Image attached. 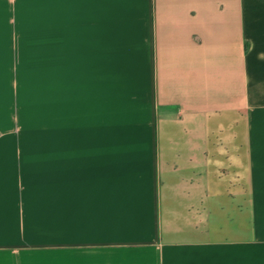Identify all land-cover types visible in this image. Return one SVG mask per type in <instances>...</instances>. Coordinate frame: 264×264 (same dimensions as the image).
Returning <instances> with one entry per match:
<instances>
[{
	"label": "crops",
	"instance_id": "0c3cea01",
	"mask_svg": "<svg viewBox=\"0 0 264 264\" xmlns=\"http://www.w3.org/2000/svg\"><path fill=\"white\" fill-rule=\"evenodd\" d=\"M0 264H264V0H0Z\"/></svg>",
	"mask_w": 264,
	"mask_h": 264
}]
</instances>
